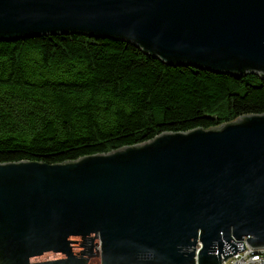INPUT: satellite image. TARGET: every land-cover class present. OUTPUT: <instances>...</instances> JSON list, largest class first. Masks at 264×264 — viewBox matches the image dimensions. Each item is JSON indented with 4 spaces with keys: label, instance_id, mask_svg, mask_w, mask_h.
Here are the masks:
<instances>
[{
    "label": "water",
    "instance_id": "95a60500",
    "mask_svg": "<svg viewBox=\"0 0 264 264\" xmlns=\"http://www.w3.org/2000/svg\"><path fill=\"white\" fill-rule=\"evenodd\" d=\"M71 33L264 79V0H0V41ZM243 241L264 248V113L0 162V264H221Z\"/></svg>",
    "mask_w": 264,
    "mask_h": 264
},
{
    "label": "trees",
    "instance_id": "16d2710c",
    "mask_svg": "<svg viewBox=\"0 0 264 264\" xmlns=\"http://www.w3.org/2000/svg\"><path fill=\"white\" fill-rule=\"evenodd\" d=\"M264 113V79L87 35L0 41V162L59 163Z\"/></svg>",
    "mask_w": 264,
    "mask_h": 264
},
{
    "label": "built area",
    "instance_id": "2783aa9c",
    "mask_svg": "<svg viewBox=\"0 0 264 264\" xmlns=\"http://www.w3.org/2000/svg\"><path fill=\"white\" fill-rule=\"evenodd\" d=\"M245 248L237 251L225 260L222 258L221 264H264V248H251L244 242Z\"/></svg>",
    "mask_w": 264,
    "mask_h": 264
},
{
    "label": "rangeland",
    "instance_id": "374dc122",
    "mask_svg": "<svg viewBox=\"0 0 264 264\" xmlns=\"http://www.w3.org/2000/svg\"><path fill=\"white\" fill-rule=\"evenodd\" d=\"M87 264H100V258L99 257H92L89 259Z\"/></svg>",
    "mask_w": 264,
    "mask_h": 264
},
{
    "label": "flooded vegetation",
    "instance_id": "af4514ba",
    "mask_svg": "<svg viewBox=\"0 0 264 264\" xmlns=\"http://www.w3.org/2000/svg\"><path fill=\"white\" fill-rule=\"evenodd\" d=\"M84 241L86 242V240H82V242H84Z\"/></svg>",
    "mask_w": 264,
    "mask_h": 264
}]
</instances>
